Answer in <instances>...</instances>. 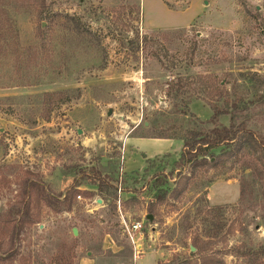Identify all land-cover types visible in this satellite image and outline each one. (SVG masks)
I'll list each match as a JSON object with an SVG mask.
<instances>
[{
	"label": "rangeland",
	"instance_id": "rangeland-1",
	"mask_svg": "<svg viewBox=\"0 0 264 264\" xmlns=\"http://www.w3.org/2000/svg\"><path fill=\"white\" fill-rule=\"evenodd\" d=\"M179 79L193 85L169 96ZM262 97L264 0H0V264H251L235 251L264 245L255 158L189 183L176 164L214 105L249 106L238 121L264 136ZM161 135L177 138L171 154L124 172L127 138ZM75 185L69 210L46 202ZM123 219L144 223L139 259Z\"/></svg>",
	"mask_w": 264,
	"mask_h": 264
},
{
	"label": "trees",
	"instance_id": "trees-1",
	"mask_svg": "<svg viewBox=\"0 0 264 264\" xmlns=\"http://www.w3.org/2000/svg\"><path fill=\"white\" fill-rule=\"evenodd\" d=\"M167 5L170 6L168 3ZM150 40L151 39L148 37H142V44H148ZM139 42H141V40H139L138 43ZM133 43L134 41L131 42L133 45L132 47H134ZM206 84L208 85V88H215L214 92L216 97H223L224 92L221 83L216 87L210 85V83ZM192 85V83H189L188 81L185 82L182 79L171 82L169 84L170 89L168 95L172 96L173 93H178V95L184 94ZM262 99H264V97H262ZM213 110L214 115L210 121L202 124L200 127L187 130L184 137L179 138L183 142L184 151L179 162L176 164V170L181 171V175L182 169H185L186 167H188L190 171V173H188L190 174L189 178L187 175H183L184 180L189 183L199 169L209 171L218 166L222 159L229 156H237L243 152H249L255 158L258 167L264 172V136L262 135V131L256 126L255 129L251 127L247 119L238 121L241 116H244L246 110H249V106H240L237 101H234L232 105L231 103L226 102V105L223 108L214 105ZM224 116H230L229 126L219 124L221 117ZM155 138L177 139L169 135H161ZM218 149L221 151L219 155H216L215 152ZM95 181L99 184L98 189L101 194L107 190L109 191L110 189H113L109 184L103 182L97 175ZM162 185L163 184H161V186ZM78 187V185L73 186V189L69 190L66 195L61 196L58 199L55 197H46V202L51 207L69 210L70 205L73 203L75 190ZM168 193L169 192L166 190L158 192L156 203L152 204L148 209V216H152L153 219H156L158 205H162L167 201ZM13 236H17V233L14 232ZM194 246H197L196 242ZM235 254L240 258H247L251 264L261 262L264 259V245L256 249H247L245 251L239 248L235 251ZM125 256L127 255L125 254ZM202 260L204 264H221L215 259L207 256H204ZM161 264L178 263L171 261ZM181 264H193V261L188 260Z\"/></svg>",
	"mask_w": 264,
	"mask_h": 264
},
{
	"label": "crops",
	"instance_id": "crops-1",
	"mask_svg": "<svg viewBox=\"0 0 264 264\" xmlns=\"http://www.w3.org/2000/svg\"><path fill=\"white\" fill-rule=\"evenodd\" d=\"M176 142L177 140L159 139L146 136L128 137L125 142L124 150V172L132 173L139 171L145 167L148 161L169 156L171 154L170 150L173 149ZM155 251L157 252L158 250ZM89 264L97 263L95 260H90ZM133 264H135V261Z\"/></svg>",
	"mask_w": 264,
	"mask_h": 264
},
{
	"label": "built area",
	"instance_id": "built-area-1",
	"mask_svg": "<svg viewBox=\"0 0 264 264\" xmlns=\"http://www.w3.org/2000/svg\"><path fill=\"white\" fill-rule=\"evenodd\" d=\"M124 232L127 237L130 239L131 243L134 246V258L137 259L141 255V247L136 243L137 235H142L143 231V222H136L132 225H128L123 219Z\"/></svg>",
	"mask_w": 264,
	"mask_h": 264
},
{
	"label": "water",
	"instance_id": "water-1",
	"mask_svg": "<svg viewBox=\"0 0 264 264\" xmlns=\"http://www.w3.org/2000/svg\"><path fill=\"white\" fill-rule=\"evenodd\" d=\"M147 219L148 220H153V217L152 216H149V217H147ZM74 233H75V235H77L78 234V232H77V230L75 229L74 230ZM195 249L194 248H192V251H194Z\"/></svg>",
	"mask_w": 264,
	"mask_h": 264
}]
</instances>
